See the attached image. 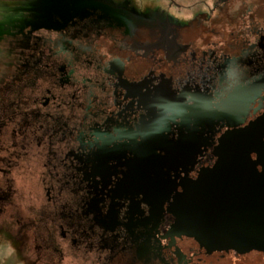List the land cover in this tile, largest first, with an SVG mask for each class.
<instances>
[{
    "label": "flooded vegetation",
    "instance_id": "1",
    "mask_svg": "<svg viewBox=\"0 0 264 264\" xmlns=\"http://www.w3.org/2000/svg\"><path fill=\"white\" fill-rule=\"evenodd\" d=\"M170 1L162 35L108 18L45 46L14 102L2 159L73 264H264L260 249L208 251L171 219L223 135L264 114V0Z\"/></svg>",
    "mask_w": 264,
    "mask_h": 264
},
{
    "label": "rangeland",
    "instance_id": "2",
    "mask_svg": "<svg viewBox=\"0 0 264 264\" xmlns=\"http://www.w3.org/2000/svg\"><path fill=\"white\" fill-rule=\"evenodd\" d=\"M82 2L54 0L47 12V5L40 6L43 10L36 14L38 28L29 30L32 34L29 37H25L24 32L19 34V37L24 36L22 42L9 32L0 36V264H73L50 242L46 222L25 197L28 184L32 182L26 181V176L18 177L17 167L3 161L1 142L10 138L16 125L14 102L32 93L34 83L38 82L36 77L43 69L39 68L40 52L44 47L51 43L62 45V40L70 37L74 30L101 28L110 21L106 12L93 11V4ZM74 42L71 38L69 44ZM20 43L24 46H19ZM7 143L12 150L10 141ZM4 172H10L8 177L13 178L7 177L5 181Z\"/></svg>",
    "mask_w": 264,
    "mask_h": 264
},
{
    "label": "water",
    "instance_id": "3",
    "mask_svg": "<svg viewBox=\"0 0 264 264\" xmlns=\"http://www.w3.org/2000/svg\"><path fill=\"white\" fill-rule=\"evenodd\" d=\"M216 155L171 210L175 231L208 251L264 250V114L226 132Z\"/></svg>",
    "mask_w": 264,
    "mask_h": 264
},
{
    "label": "crops",
    "instance_id": "4",
    "mask_svg": "<svg viewBox=\"0 0 264 264\" xmlns=\"http://www.w3.org/2000/svg\"><path fill=\"white\" fill-rule=\"evenodd\" d=\"M82 3L93 4V11L114 15L113 20H123L122 25H126L129 32L148 30L158 36L164 34L168 20L178 11L170 0H90V3L83 0ZM49 4H54V0H0V36L7 32L14 37L23 32L25 37L31 36L29 30L39 25L36 14L43 10L40 6L47 5V12ZM24 36L19 37L21 42Z\"/></svg>",
    "mask_w": 264,
    "mask_h": 264
},
{
    "label": "bare ground",
    "instance_id": "5",
    "mask_svg": "<svg viewBox=\"0 0 264 264\" xmlns=\"http://www.w3.org/2000/svg\"><path fill=\"white\" fill-rule=\"evenodd\" d=\"M114 15H108L106 18H113Z\"/></svg>",
    "mask_w": 264,
    "mask_h": 264
}]
</instances>
